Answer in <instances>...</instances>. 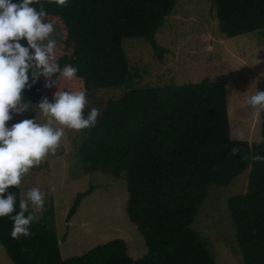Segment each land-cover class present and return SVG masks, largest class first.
<instances>
[{
  "label": "trees",
  "instance_id": "obj_1",
  "mask_svg": "<svg viewBox=\"0 0 264 264\" xmlns=\"http://www.w3.org/2000/svg\"><path fill=\"white\" fill-rule=\"evenodd\" d=\"M174 1L66 0L59 5L57 0H34L31 6L39 10L42 4L44 20L59 28L56 61L61 68L78 69L83 91L123 89L115 100L93 101L91 108H98L100 116L95 127L81 130L76 157L83 174L124 181V215L141 237L145 254L130 259L124 242L116 239L62 259L48 207L42 220L31 223L28 238L13 239L12 222L0 217V248L10 264H213L190 226L208 188L226 187L245 170V192L228 198L226 209L241 264H264V163L252 160L264 156V142L258 143L264 137V112L258 141H232L221 81L136 87L139 71L128 66L121 51V40L142 39L161 58L164 51L153 38ZM207 1L220 34L233 38L260 32L264 44V0ZM20 43L27 46L26 40ZM42 77L33 83L29 74L22 102L42 99ZM234 146L240 148L235 156L230 154ZM91 191L89 186L75 195L65 223ZM8 192L16 194L15 215L19 187Z\"/></svg>",
  "mask_w": 264,
  "mask_h": 264
},
{
  "label": "rangeland",
  "instance_id": "obj_2",
  "mask_svg": "<svg viewBox=\"0 0 264 264\" xmlns=\"http://www.w3.org/2000/svg\"><path fill=\"white\" fill-rule=\"evenodd\" d=\"M44 22L52 23L46 19ZM52 24V38L57 44L60 32L58 26ZM153 40L164 51L159 59L145 40L123 39L120 42L128 66L139 71L136 87L195 84L202 79L221 81L230 140L248 143L259 140L263 112L255 118L246 101L257 90L264 91V44L260 32L226 38L217 29L214 8L209 1L175 0ZM52 81L56 82V86L47 88L45 84L48 81L45 77L41 78L42 97H47L49 102H53L58 90L83 91L80 80L76 78H61L58 81V76H53ZM122 92L123 89L101 90L90 95L85 93L88 102L85 109H90L93 101L115 100ZM40 101L31 104L38 107ZM10 115L12 119L6 124L9 128L26 119L46 122L39 109L21 114L11 112ZM80 140L81 130L65 128L55 152H50L38 166L22 176L18 186L19 199L22 198L21 193L31 188H39L44 193L43 210L36 212L29 205L28 211L34 215L35 223L42 220L45 209L51 207L62 259L79 256L97 245L116 239L124 242L130 259H138L145 254V248L141 237L124 215V181L99 173L83 174L82 165L76 157V146ZM246 177L247 170L226 187L208 188L206 198L190 226L204 244L213 264H241L226 200L245 192ZM89 186L92 187L91 193L80 201L75 214L65 223V214L75 195ZM0 253L3 255L1 248Z\"/></svg>",
  "mask_w": 264,
  "mask_h": 264
},
{
  "label": "clouds",
  "instance_id": "obj_3",
  "mask_svg": "<svg viewBox=\"0 0 264 264\" xmlns=\"http://www.w3.org/2000/svg\"><path fill=\"white\" fill-rule=\"evenodd\" d=\"M33 3L34 0H19L17 3L0 0V217H8L12 222L10 234L13 239L32 235L29 228L35 217L25 213L29 205L36 212H41L45 196L39 188L21 193L20 210L12 215L16 194L8 192V189L18 187L23 175L38 166L50 152H55L65 128L80 131L95 127L100 116L96 107L84 115L88 103L84 91L58 90L53 102L42 97L38 107L30 101L22 102L21 93L29 84V74L33 83L40 76L45 77L48 81L45 87L52 88L56 86L52 81L54 75L58 74V81L61 78L73 80L78 71L71 65L61 68L56 61V40L52 38L54 25L44 22L47 16L44 6L41 4L37 10L31 6ZM57 3L65 5L66 0H57ZM21 40H26L27 46H23ZM246 104L253 109L255 118L260 117L264 112V91L257 90ZM37 109L46 118L45 123L26 119L11 128L6 126L12 119L11 112L21 114ZM261 142H264V137L258 141ZM238 153V146L231 148V155ZM252 160L264 163V156L253 155Z\"/></svg>",
  "mask_w": 264,
  "mask_h": 264
},
{
  "label": "crops",
  "instance_id": "obj_4",
  "mask_svg": "<svg viewBox=\"0 0 264 264\" xmlns=\"http://www.w3.org/2000/svg\"><path fill=\"white\" fill-rule=\"evenodd\" d=\"M2 250V249H1ZM3 252V251H2ZM4 256V257H3ZM7 260V261H6ZM6 262H8V263H6ZM0 264H10V262L8 261V259L6 258V256L4 255V253H3V255H1V253H0Z\"/></svg>",
  "mask_w": 264,
  "mask_h": 264
}]
</instances>
